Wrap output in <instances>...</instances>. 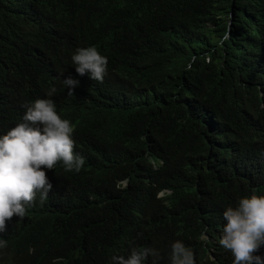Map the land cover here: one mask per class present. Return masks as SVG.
<instances>
[{
	"label": "trees",
	"instance_id": "obj_1",
	"mask_svg": "<svg viewBox=\"0 0 264 264\" xmlns=\"http://www.w3.org/2000/svg\"><path fill=\"white\" fill-rule=\"evenodd\" d=\"M79 45L107 57L102 83L76 73ZM51 87L85 164L44 169L52 190L7 222L0 264H113L133 247L170 264L176 240L232 264L223 211L264 195V0H0V114L15 123Z\"/></svg>",
	"mask_w": 264,
	"mask_h": 264
},
{
	"label": "clouds",
	"instance_id": "obj_2",
	"mask_svg": "<svg viewBox=\"0 0 264 264\" xmlns=\"http://www.w3.org/2000/svg\"><path fill=\"white\" fill-rule=\"evenodd\" d=\"M74 49L71 61L76 73L102 83L108 71L107 57L94 46ZM62 83L72 96L79 80L69 75ZM56 91L51 87L46 98L22 105L25 111L21 110L13 124H9L12 111L0 114V232L6 231L13 216L25 217L38 193L41 201L47 199L53 186L44 169L62 163L65 171L78 173L84 167L85 158L74 152L75 125L58 112L51 99ZM223 219L218 243L231 253L232 264H264V259L254 255L264 245V195L240 198L235 207L224 209ZM200 239L207 241L208 237L201 235ZM6 247L7 241L0 239V249ZM149 257L151 264H158L160 253L151 247H133L127 257L113 256L112 260L113 264H145ZM170 264H196L193 251L182 241H174Z\"/></svg>",
	"mask_w": 264,
	"mask_h": 264
},
{
	"label": "bare ground",
	"instance_id": "obj_3",
	"mask_svg": "<svg viewBox=\"0 0 264 264\" xmlns=\"http://www.w3.org/2000/svg\"><path fill=\"white\" fill-rule=\"evenodd\" d=\"M5 107V106H4ZM16 110V109H15ZM17 111V110H16ZM7 112V111H6ZM13 113V112H12ZM15 115V114H14ZM12 116V115H11ZM18 117V116H17ZM15 118V117H14ZM63 166V165H62ZM59 169V168H58Z\"/></svg>",
	"mask_w": 264,
	"mask_h": 264
}]
</instances>
